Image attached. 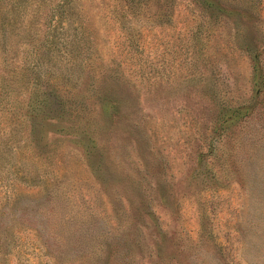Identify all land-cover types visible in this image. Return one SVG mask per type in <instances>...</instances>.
Instances as JSON below:
<instances>
[{"label": "rangeland", "instance_id": "rangeland-1", "mask_svg": "<svg viewBox=\"0 0 264 264\" xmlns=\"http://www.w3.org/2000/svg\"><path fill=\"white\" fill-rule=\"evenodd\" d=\"M0 264H264V0H0Z\"/></svg>", "mask_w": 264, "mask_h": 264}, {"label": "trees", "instance_id": "trees-1", "mask_svg": "<svg viewBox=\"0 0 264 264\" xmlns=\"http://www.w3.org/2000/svg\"><path fill=\"white\" fill-rule=\"evenodd\" d=\"M254 58H255V57H254ZM255 70H256V66H255ZM33 102L37 103V105L40 104V105H42V106H47L49 101H48L47 96H45V98L40 99V98H39V94L36 93V94H35V97L33 98ZM107 104H108V103H107ZM108 105H109V104H108ZM238 109H239V108H237V107H233V108H231V109L228 111L227 114H226V112H225V114L228 115V116H227L226 118H225V116H224L223 119L226 120V122H233V121H235V120H236V117H237V113L240 112Z\"/></svg>", "mask_w": 264, "mask_h": 264}]
</instances>
